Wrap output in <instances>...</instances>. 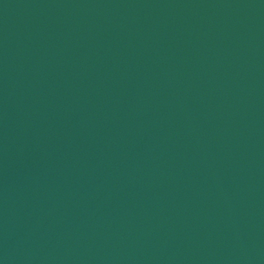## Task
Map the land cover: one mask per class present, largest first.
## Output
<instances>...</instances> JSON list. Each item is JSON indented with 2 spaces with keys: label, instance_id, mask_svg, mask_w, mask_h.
<instances>
[{
  "label": "water",
  "instance_id": "obj_1",
  "mask_svg": "<svg viewBox=\"0 0 264 264\" xmlns=\"http://www.w3.org/2000/svg\"><path fill=\"white\" fill-rule=\"evenodd\" d=\"M0 264H264V0H0Z\"/></svg>",
  "mask_w": 264,
  "mask_h": 264
}]
</instances>
